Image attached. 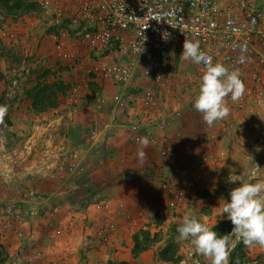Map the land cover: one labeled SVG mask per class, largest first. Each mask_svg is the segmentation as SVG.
<instances>
[{
  "label": "rangeland",
  "instance_id": "374dc122",
  "mask_svg": "<svg viewBox=\"0 0 264 264\" xmlns=\"http://www.w3.org/2000/svg\"><path fill=\"white\" fill-rule=\"evenodd\" d=\"M24 1L19 17L0 10V75L8 70L16 74V80L10 84L0 81V96L5 97L8 109L0 122V259L9 256L2 239L31 241V230L26 234L23 225L45 214L50 218L58 207L69 206L81 215L94 211L91 216L94 215L95 231L87 237L91 241L88 250L100 247L98 252H102L97 264H124L115 258L117 248L111 242L115 232L114 201L102 195L93 182L84 189L70 188L72 176L80 166L73 161L74 148L87 145L91 163L96 165L98 157L113 152L116 127L121 125V129L130 132L129 127L136 124L141 130L142 124L152 125L164 117L160 116L157 122L148 117L144 121L134 119L129 100L119 108L116 99L122 86H116L101 71L113 58L87 48L79 29L68 25L70 11H78L77 0ZM181 54L179 50L170 51L169 84L143 78L145 89L140 103L146 107L142 94L149 89L154 94L153 109H163L166 106L163 92L168 86L175 108L184 109L187 138L193 148L187 152L196 155L182 167L181 178L191 179L193 187L183 188V197L176 208L167 204V209L162 208L156 214L153 223L162 226L158 232L139 228L132 238V254L153 242L164 241L165 246L156 255L159 264H209L190 242L177 239V228L182 218L191 214L210 227L226 220L230 227L228 234L231 233L233 225L219 207L224 203L221 198L230 202L231 189L240 186L239 181L228 182L230 173L244 174L247 179L248 170L256 164L261 168L257 179L264 180V102L245 105L238 112L245 115L243 118H225L207 126L193 107L202 71L196 64L182 60ZM36 78L40 89L44 87L34 101L25 94ZM56 89L59 91L55 92ZM131 89L126 87L124 95ZM236 140L240 141L239 147H232ZM42 167L49 172L57 169L58 180L53 175L42 177ZM53 181L57 184L55 188L51 186ZM167 200L170 202L172 198L168 195ZM73 214L72 210L65 211L62 224L53 230L57 233L64 227L67 229ZM21 244L10 254L9 262L34 264L33 259L27 262L17 259ZM164 250L168 260L161 258ZM229 264H264V248L237 242L230 252Z\"/></svg>",
  "mask_w": 264,
  "mask_h": 264
},
{
  "label": "crops",
  "instance_id": "0c3cea01",
  "mask_svg": "<svg viewBox=\"0 0 264 264\" xmlns=\"http://www.w3.org/2000/svg\"><path fill=\"white\" fill-rule=\"evenodd\" d=\"M107 57L110 60L112 58L110 55ZM138 76L135 74L134 79L120 86L121 93L118 97L132 102L133 109L130 110V115L134 119L144 121L145 117H148L156 122L159 121L160 116L164 119L152 125L142 124L141 130L138 128L130 132L127 129H121V125H119L120 128L116 127L113 152L109 156L98 157L96 165L91 163L87 145L76 146L73 161L80 166L72 176L69 185L70 188L84 189L88 185L91 186L93 182L102 195L111 197L114 201L115 232L111 236V242L117 248L115 258L120 259L124 264H159L156 261V255L166 242H153L151 246L134 255L132 254V238L140 227L146 228L150 233L161 229L160 224L153 223L156 214L162 208L167 209L164 196H159L163 192L161 181L170 175L182 176V167L187 161L193 160L196 154L187 152V149L191 147L187 138V115L184 109L175 108L169 87L166 86L163 92L166 106L163 109L148 110L140 103L145 84L143 77L138 78ZM129 86L132 89L124 95L125 88ZM238 112L230 110L227 118L245 116ZM118 113L119 110L117 115ZM195 132L201 134L199 130ZM141 137H147L149 140L148 147L143 149L145 153L143 157L138 155L141 145L136 142V139L139 140ZM238 142L240 141L232 142L231 146L239 147ZM190 149L193 150V148ZM58 173L57 169H52L50 172L45 167L41 169L42 177L49 178V175H53L56 181ZM55 185H57L56 182H51L52 188H55ZM67 210L74 212L71 224L67 226V229L64 227L56 233L53 229L62 224L64 219L62 215ZM92 212L94 211H86L81 215L77 213L75 207L60 206L55 214H48L50 218L45 214L40 219L23 225L26 234L29 229L31 230V241L5 238L1 242L6 244L9 256L22 242L17 253V259L22 262L33 259L34 264H97L102 255V252H98L100 247L88 250L91 241L87 235L94 234L95 231V227L92 226L94 223ZM9 256L0 259V264H11ZM161 264L173 263L161 262Z\"/></svg>",
  "mask_w": 264,
  "mask_h": 264
},
{
  "label": "built area",
  "instance_id": "2783aa9c",
  "mask_svg": "<svg viewBox=\"0 0 264 264\" xmlns=\"http://www.w3.org/2000/svg\"><path fill=\"white\" fill-rule=\"evenodd\" d=\"M77 6V12L69 13L68 25L79 29L87 48L116 59L101 70L115 85H126L135 74L167 83L170 51L183 52L187 38L199 41L213 63L240 71L246 91L236 102L227 98L230 110L264 102V0H77ZM164 32L170 33L167 40L162 38ZM242 54L247 59L240 64ZM197 66L203 71L202 64ZM142 99L148 110L153 109L151 90L146 89ZM116 103L122 108L125 101L117 97ZM192 187L191 179L175 175L163 181L159 196L176 208L183 188Z\"/></svg>",
  "mask_w": 264,
  "mask_h": 264
},
{
  "label": "clouds",
  "instance_id": "9594fccd",
  "mask_svg": "<svg viewBox=\"0 0 264 264\" xmlns=\"http://www.w3.org/2000/svg\"><path fill=\"white\" fill-rule=\"evenodd\" d=\"M169 36L168 32L162 34L164 40ZM180 58L203 65L198 94L193 101V107L201 114L203 122L211 127L217 121L227 118L230 114L227 98L230 96L236 102L246 91L240 71L230 70L220 62L213 63L212 57L201 50L199 41L187 38L183 42ZM238 59L243 64L247 58L242 54ZM7 110L6 105H0V122H3ZM138 143L141 145L138 155L143 157V149L148 147L149 140L141 137ZM249 158L252 159L251 156ZM260 169L254 164L248 170L247 179L244 174L230 173L228 177L229 183L240 182V186L231 189L230 202L221 198L224 203L219 206L221 213L226 214L233 225L230 234L220 235L195 215L188 214L180 221L177 239L190 242L196 253L202 255L209 264H229L230 252L240 241L247 247L259 245L264 248V180L257 179Z\"/></svg>",
  "mask_w": 264,
  "mask_h": 264
},
{
  "label": "trees",
  "instance_id": "16d2710c",
  "mask_svg": "<svg viewBox=\"0 0 264 264\" xmlns=\"http://www.w3.org/2000/svg\"><path fill=\"white\" fill-rule=\"evenodd\" d=\"M24 2H25L24 0H0V10L4 11L7 15L9 14L11 16L19 17L23 12L22 6H24ZM15 75L16 74L14 72H12L11 70H8L6 74L0 75V81L10 84L12 81L16 80V78H14ZM38 80H39L38 78L35 79L34 84L32 83L33 86L30 89H28L25 94L28 98L33 99L34 101L38 100L37 95L39 94V91H42V88L44 87L42 85L43 87L40 89V84ZM57 91L59 90L56 89L55 92ZM5 101H6L5 97L0 96V105H4ZM213 230L216 231L220 235L228 234L230 231L228 221L223 220V219L220 220L213 226ZM142 249L144 250V248ZM142 249L134 250V253L139 252ZM238 250L239 248H237L235 252H237ZM163 252L161 254V258L163 260H168V258H166L165 256L166 255L165 250Z\"/></svg>",
  "mask_w": 264,
  "mask_h": 264
}]
</instances>
